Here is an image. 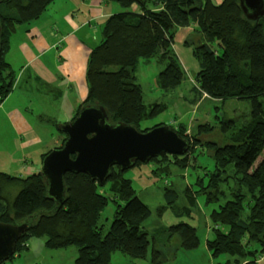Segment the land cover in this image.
Here are the masks:
<instances>
[{
	"label": "trees",
	"instance_id": "trees-1",
	"mask_svg": "<svg viewBox=\"0 0 264 264\" xmlns=\"http://www.w3.org/2000/svg\"><path fill=\"white\" fill-rule=\"evenodd\" d=\"M52 1L0 0V104L13 83L4 61L10 36L17 26L38 19ZM105 1L117 3L122 11L103 25L101 43L88 57V94L82 105L103 108L110 125L123 123L142 131L154 128L155 125L141 129L140 122L162 114L165 99L187 81L173 50L174 35L178 28L194 25L196 32L185 39L184 46L191 49L198 70L187 95L181 98L187 101L190 93L192 106L212 105L213 120L220 129L224 123L219 115L220 105L224 103H235L233 109H240L246 120L232 123L228 131L209 142H202V138L215 130L210 122L196 124L192 135H187L183 123L170 125L188 140V151L182 156L165 155L150 162L161 164L170 156L174 163L186 167L195 160L198 151L194 150L204 143L201 150H206L213 169L197 178L198 194L204 195L208 204L221 202L211 214L214 233L212 240L206 239V248L213 257L253 255L246 251L250 240L264 243V18L247 20L238 0L219 4L213 0ZM140 59H155L163 66L156 76L158 101L147 103L142 98L136 77ZM64 183V203L56 209L47 197L39 171L25 177L0 172V222L10 223L12 211L13 222L29 220L32 224L17 242L12 257L27 250L31 237H45L48 248L75 246V264H111L114 251L135 259L146 256L149 233L144 223L150 211L118 167L111 168V176L103 186L84 174L67 173ZM10 187L17 191L9 203L4 192ZM173 190L169 187L163 193L171 210L176 201ZM109 199L115 207L112 221L105 227L99 220ZM194 199H186L191 208L196 207ZM216 223L227 230L221 231ZM158 231V236L164 233ZM166 232L169 234L165 237L177 236L186 249L198 245L195 229L189 224L171 225ZM158 247L153 249V260H158L165 244Z\"/></svg>",
	"mask_w": 264,
	"mask_h": 264
},
{
	"label": "rangeland",
	"instance_id": "rangeland-1",
	"mask_svg": "<svg viewBox=\"0 0 264 264\" xmlns=\"http://www.w3.org/2000/svg\"><path fill=\"white\" fill-rule=\"evenodd\" d=\"M26 25L27 24L19 25L16 29H21ZM154 60L155 59L149 62H143L142 59H140L137 65V82L141 86L142 98L145 102H154L160 99V92L156 86V76L163 66ZM192 83V75H189L187 81L177 88L170 97L165 99L166 109L164 112L151 119L140 122V128L147 129L157 124L173 126L178 123H183L185 125V131L188 133L187 135H192L195 133L194 127L196 124H206V122H210V124L214 125L216 128L210 135L202 138V142H209L214 139L215 136H220V134L228 131L232 123L244 122L246 120L240 109H233L235 103H224L220 105L221 110L219 115L223 116L224 121L220 129L218 127L219 125L213 120L214 108L212 105H199L198 103L192 106L189 104V102H191L189 91L186 97L187 101L181 98L187 95V90H189ZM240 114L243 119L239 118ZM60 121L59 123H62V120ZM43 125H46L45 133L41 135L44 145H39L36 150H34V148H29L22 152L17 151L15 154H7L0 151L1 173L13 177H22L25 176V171L22 166L26 167L30 166V164L40 165V153L53 148L55 146L54 143L59 138V133L61 134L54 123L51 125L50 122H46ZM140 131L142 132V130ZM58 140L56 146L59 145L58 147H60L62 144L60 139ZM203 145L204 143L194 150L195 152L198 151L195 160L186 167H180L181 165L177 162L174 163L173 159L169 156L168 160H164L161 164L154 161H149L146 164L136 163L133 168L123 172V177L131 182V187L136 197L144 203L150 211V217L144 223L149 233V243L147 254L144 258L135 259L119 251H114L110 256L111 264H245L252 262H254V264H264V243L258 239L250 240L246 251L247 253L254 254H246L244 258L222 254L213 257L208 252L206 248V239H213V228L215 226L211 214L213 211L217 210L221 202L218 204H208L206 203L205 196L198 194L200 188L196 184L197 178L202 177L205 171L213 169V162L208 157L206 150H201L205 146ZM107 187L108 184H106L103 189L106 190ZM169 187H172L176 194L175 207L173 210L168 207L163 197V193ZM188 188L193 193H191ZM16 191V187H10L4 192V196L9 203L12 201ZM191 196H194V201H196V207L193 208H191L186 201V199ZM114 207V203L109 199L106 207L101 212L99 222L104 224L105 227H108L112 221ZM9 219L12 220L10 223H15L13 222L14 215L12 211L9 213ZM181 222L189 224L195 229L198 240V245L196 247L186 249L181 246L177 236L165 237V235L167 236L169 234V232H166L169 226ZM216 224L221 231L225 232L227 230L226 226L218 223ZM159 229L164 231L160 236H158ZM45 242V237H31L30 241L27 243V250L20 254H16L2 264H75L78 253L75 246L54 249L48 248ZM160 244H165V247L161 250L162 254L159 255L158 260H153L151 256L153 249H159L158 246H160Z\"/></svg>",
	"mask_w": 264,
	"mask_h": 264
},
{
	"label": "crops",
	"instance_id": "crops-1",
	"mask_svg": "<svg viewBox=\"0 0 264 264\" xmlns=\"http://www.w3.org/2000/svg\"><path fill=\"white\" fill-rule=\"evenodd\" d=\"M121 11L117 3L105 0H53L38 19L12 33L4 61L13 83L0 104V151L36 150L44 145V123L59 127L75 118L88 94V57L101 43L103 25ZM194 32V25L178 28L173 44L186 76L192 78L198 64L184 41ZM58 139L53 148L40 153V165L47 152L59 146ZM39 166H22L25 176L36 173Z\"/></svg>",
	"mask_w": 264,
	"mask_h": 264
},
{
	"label": "water",
	"instance_id": "water-1",
	"mask_svg": "<svg viewBox=\"0 0 264 264\" xmlns=\"http://www.w3.org/2000/svg\"><path fill=\"white\" fill-rule=\"evenodd\" d=\"M238 4L247 20L264 18V0H238ZM58 130L65 140L43 157L39 170L47 197L56 209L64 203L67 173L84 174L103 186L111 176L112 167L124 172L136 163L158 161L165 155L182 156L189 147L188 140L169 126L158 125L141 132L132 125H110L105 110L91 105L82 106L75 118L61 124ZM31 227L29 220L14 224L0 222V264L14 255L17 242Z\"/></svg>",
	"mask_w": 264,
	"mask_h": 264
},
{
	"label": "flooded vegetation",
	"instance_id": "flooded-vegetation-1",
	"mask_svg": "<svg viewBox=\"0 0 264 264\" xmlns=\"http://www.w3.org/2000/svg\"><path fill=\"white\" fill-rule=\"evenodd\" d=\"M64 135V134H63ZM64 137H65V135H64Z\"/></svg>",
	"mask_w": 264,
	"mask_h": 264
}]
</instances>
